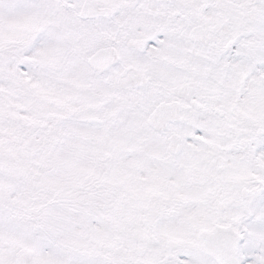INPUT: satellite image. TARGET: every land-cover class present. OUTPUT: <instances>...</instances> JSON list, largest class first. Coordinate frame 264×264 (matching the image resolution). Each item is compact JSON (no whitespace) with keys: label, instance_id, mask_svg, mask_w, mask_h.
<instances>
[{"label":"snow or ice","instance_id":"snow-or-ice-1","mask_svg":"<svg viewBox=\"0 0 264 264\" xmlns=\"http://www.w3.org/2000/svg\"><path fill=\"white\" fill-rule=\"evenodd\" d=\"M0 264H264V0H0Z\"/></svg>","mask_w":264,"mask_h":264}]
</instances>
